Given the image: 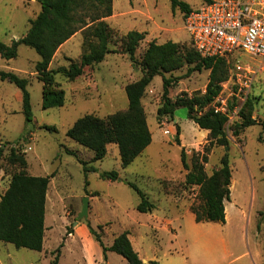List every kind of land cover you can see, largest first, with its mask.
<instances>
[{
  "label": "rangeland",
  "instance_id": "1",
  "mask_svg": "<svg viewBox=\"0 0 264 264\" xmlns=\"http://www.w3.org/2000/svg\"><path fill=\"white\" fill-rule=\"evenodd\" d=\"M182 1L191 9L203 3L202 0ZM112 5L113 15L104 20L112 29L108 48L113 52L107 53L102 61L85 66L82 74L74 79L54 75L64 91L62 106L41 107L42 83L34 69L39 56L34 49L20 44L15 58L0 57V70L12 71L27 79L32 108V121L26 122L20 90L9 81L0 80V196L7 189L11 174L19 168V164L8 158L12 148L17 153H25L33 174L53 175L47 191L46 224L51 228L47 230L45 250L39 253L0 242V264H53L54 259L57 264H87L76 262L82 252L73 243L74 238L70 240L72 243L66 244L67 228L72 229L75 225L84 195L97 192L95 203L99 218L108 221L102 240L109 242L122 227L133 223L134 215H137L135 203L138 195L128 182L135 184L150 202L164 206L170 212L174 207L169 205V199L171 203L178 200L190 209L191 203H199L198 186L184 183L185 173L192 169L194 157L197 155L201 162L206 156L203 170L210 175L219 168L223 153L228 154L231 169L230 199L224 201L229 208L225 221L195 222L189 218L190 212L168 228L148 230L144 246L156 247L159 257L169 249L179 257L177 264H264V129L260 124L264 121V71L254 75L249 92L253 97L251 117L258 123L245 127L235 136L233 130L242 118L240 112L232 114L224 124L228 138L226 149L216 145L207 148L208 131L187 118L186 107H177L173 117L157 118L156 109L161 104L162 92L159 75L146 86L141 98L151 142L128 166L121 167L114 143L107 145V152L101 160L91 161L93 152L66 136V130L80 116L92 114L103 118L127 108L124 87L141 76L139 61L149 41L176 42L181 54L191 48L189 34L183 25L184 13L178 7L172 9L170 0H114ZM39 10L38 0H0V40L8 44L23 36L29 20ZM129 30L145 32L134 52L137 63H132L124 50V35ZM87 50L83 32L78 30L57 48L49 68L77 62ZM238 59L245 60V56L225 58L227 78L220 83L218 92L228 98L229 104L234 86L228 79ZM192 65L184 63L181 68L165 73L166 77L176 79L168 91L171 99L205 91L210 70L201 68L184 77ZM176 127L179 128L180 145L175 140ZM181 147L186 153L187 169L180 161ZM65 149L72 150L78 158L97 169L87 172V185L81 164ZM109 170L117 171L116 180L99 175ZM86 219L88 215L79 221L86 223ZM108 264L128 262L109 251Z\"/></svg>",
  "mask_w": 264,
  "mask_h": 264
},
{
  "label": "trees",
  "instance_id": "2",
  "mask_svg": "<svg viewBox=\"0 0 264 264\" xmlns=\"http://www.w3.org/2000/svg\"><path fill=\"white\" fill-rule=\"evenodd\" d=\"M202 1L208 3L211 0ZM38 2L40 10L34 18L29 20L26 33L17 39H12L8 44L0 40V57L15 58L20 44L34 49L39 56L34 69L37 79L42 83L41 107L46 109L62 106L64 102V91L55 81L54 75L61 74L68 79H74L82 74L85 66H92L102 61L107 53L113 52L108 48L112 29L104 20L112 14V0H38ZM170 3L172 9L178 7L184 15L191 10L185 1L170 0ZM78 30L83 32L84 43L87 44L88 50L81 54L77 62L71 61L68 66L49 68L57 48ZM144 34L145 32L129 30L124 35V50L132 63H137L134 52L138 43L144 38ZM225 58V56H202L195 51L192 45L190 49L181 54L176 42L168 40L156 43L151 40L139 61L141 76L124 87L127 108L108 114L103 118L92 114L80 116L71 124L65 134L93 152L91 161L101 160L107 152V145L116 144L121 167L128 166L151 142V133L146 122L141 98L146 86L154 76L159 75L162 79V92L161 104L156 109L157 118L165 115L173 117L177 107H186L187 118L208 131L207 148L214 145L226 147L228 138L224 124L227 121V116L214 113L211 109L205 110V107H208L218 94L221 88L220 83L227 78ZM184 63L193 64L187 68L183 74L184 77L201 68L210 70L205 91L190 97L178 96L171 99L168 91L176 79L166 77L165 73L181 68ZM0 80L9 81L20 90L25 121L31 122L32 108L27 79L12 71L0 70ZM252 100L253 97L249 94L240 109L242 121L235 125L233 135L237 136L245 127L258 123L251 117ZM196 111H201V113L195 114ZM260 124L264 129V121ZM175 140L180 145L178 127H176ZM65 152L77 158L82 166L84 182L87 185V172L97 169L93 165H88L86 160L78 158L72 150L65 149ZM185 155V150L181 147L180 161L182 167L187 169ZM8 158L11 162L19 164V168L11 174L8 187L0 196V241L11 243L16 248L24 247L41 251L46 192L49 180L53 175L33 176L28 174L25 153H17L13 148ZM194 159L192 169L188 170L184 177L186 185H197L199 188L197 195L199 203L190 204L194 220L196 222H224V201L230 199L231 169L228 154H222L219 168L213 170L210 175H207L203 170L206 156L201 158V162L197 155ZM99 175L112 181L118 178V173L115 170L102 171ZM128 185L139 197L136 210L150 211L153 208V203L135 184L128 182ZM96 194V192L91 193V195ZM85 222L89 232L102 249L104 261L106 252L113 251L122 256L128 264H142L137 252L132 248L127 231L116 235L112 243L106 246L102 240L103 226L98 225L95 229L88 220ZM71 232V227H68L66 234ZM61 244L59 245L61 246ZM53 264H57L56 259L53 260Z\"/></svg>",
  "mask_w": 264,
  "mask_h": 264
},
{
  "label": "built area",
  "instance_id": "3",
  "mask_svg": "<svg viewBox=\"0 0 264 264\" xmlns=\"http://www.w3.org/2000/svg\"><path fill=\"white\" fill-rule=\"evenodd\" d=\"M192 47L205 57L245 56L233 65L230 96L217 94L205 107L227 119L238 115L251 90L254 75L264 71V0H211L183 17ZM232 108H231V106ZM201 111L199 112V114Z\"/></svg>",
  "mask_w": 264,
  "mask_h": 264
},
{
  "label": "crops",
  "instance_id": "4",
  "mask_svg": "<svg viewBox=\"0 0 264 264\" xmlns=\"http://www.w3.org/2000/svg\"><path fill=\"white\" fill-rule=\"evenodd\" d=\"M113 1H112V4H113ZM112 8H113V5H112ZM111 16H109L108 18H110ZM26 171L30 175L41 176V175H36L30 172V166L28 162H27ZM50 182L51 181L49 180L48 187H49ZM48 187H47V191H48ZM89 193L90 194L94 193V191L89 192ZM96 195L88 196L89 197L88 199V202H89L88 219L86 220H88L91 226L95 229L98 225H102L103 235H104L106 232L105 227L107 226L108 221L103 222L99 218L97 205L95 203ZM169 201H170L169 205H172L174 207L172 212L166 210L164 206L155 205V204H153V208L150 211L140 212L136 210L137 215L136 216L134 215L135 219L133 223L125 225L124 227L121 228L119 232L114 234V236L109 240V242L103 241V243L106 246H109L112 243V240L116 235H118L119 233L123 231H127L128 238L132 245V248L135 252H137L142 264H177L176 260L179 257L176 255H173V253H171L169 249L164 250L162 253V256L159 257L156 254V251H157L156 247L154 246L146 247L144 246V243H143L144 240L146 239L148 230H155L157 227L168 228L173 222L177 223L180 219L184 218V215L191 212V210L188 207H185L183 203L182 204L179 203L178 200H176L175 202L173 201V203H171L172 201L170 199ZM138 202H139V197H138V201H136L135 203V207ZM46 203H47V192H46V202H45L44 233H43V244H42V250H41L42 252L45 250V246H46L47 230L51 228L50 225L46 224ZM224 211H225V217H226L227 212H229V208L228 207L226 208L225 202H224ZM190 214L192 215H190L189 218H192L194 220V214L192 212ZM138 227H140V230H138ZM72 238L75 239V242L73 243L76 245V248H78L82 252L81 258L75 259L76 262L83 261V262H86L87 264H103V263L108 264L109 251L106 252V259L104 261L103 255H102V249L100 245L98 244V242L94 239L92 234L89 232L88 227L86 223H84V221L82 222L77 221V223L73 225L72 232L68 234L66 244L72 243L70 241ZM149 250L151 252H149ZM41 251H38V252L40 253Z\"/></svg>",
  "mask_w": 264,
  "mask_h": 264
},
{
  "label": "water",
  "instance_id": "5",
  "mask_svg": "<svg viewBox=\"0 0 264 264\" xmlns=\"http://www.w3.org/2000/svg\"><path fill=\"white\" fill-rule=\"evenodd\" d=\"M226 148H227V146L225 147V149ZM88 199H89V197L87 195H84L82 197V200H81V208H80V211L77 213V216H76V219L74 221V224H76L77 221H79L80 219L87 218V215H88V205H89Z\"/></svg>",
  "mask_w": 264,
  "mask_h": 264
}]
</instances>
